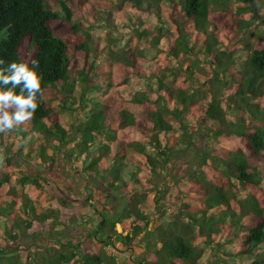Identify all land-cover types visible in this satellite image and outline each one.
<instances>
[{
	"label": "trees",
	"instance_id": "16d2710c",
	"mask_svg": "<svg viewBox=\"0 0 264 264\" xmlns=\"http://www.w3.org/2000/svg\"><path fill=\"white\" fill-rule=\"evenodd\" d=\"M70 1L59 0L54 8L49 0H0V59L5 61V65L0 67L11 62H23L20 52L29 39L32 53L28 63L31 66L33 60L37 61L36 71L43 78L44 95L39 99V107L30 125L17 128L18 132L25 139L28 134L31 136L35 132L55 139L52 145L54 153L63 152L70 161L85 156L83 172H89V175L94 172V178L98 180L102 176L109 189L119 190L126 182L128 176L115 159H125L124 155H128V150L135 155L133 167L136 171L144 173L142 167L146 166L152 176L160 175L172 163L175 153L183 164L195 161V170L189 174L195 185L190 187L192 190L187 188L191 191L187 194L183 189L184 179H172L174 187L181 194L178 203L174 205L166 198L168 191H157V184H154L155 187L151 185L146 193L156 191L153 201L156 213L158 212L152 230H149L151 218L137 211V205L142 199L135 203L132 201L131 209L120 213H103L100 216L102 221L96 229L92 227L89 231L85 230L82 240H72L87 244L81 257L76 252L64 255L62 249L65 245H62L54 255L53 264H70L71 261L73 264H103L99 256L100 246L106 247L112 243L116 226L132 216L145 222L149 230L138 242V246H142L146 252L141 262L199 264L205 254L203 249L209 247L217 249L224 262L236 257L253 260L247 264H264V205L258 197V193L263 191L262 174L250 160L264 157V40L255 42L250 52L246 51L250 55L245 60L236 57V51L242 52L240 42L238 44L239 35L243 36L260 28L264 35V0H120L121 4L131 3L133 8L151 15L154 18L153 24L135 35L137 46H132V43L124 45L125 51L121 55L112 51L102 58L98 49L93 52L88 42H81L75 50L83 55V65L75 69L71 67L73 58L68 41L58 37L53 26L56 21H64L71 25L74 33L91 36L89 31H84L75 22ZM163 15H166V19L162 18ZM177 15L183 16L184 20ZM152 26L153 29L150 28ZM192 30L198 41L201 40L199 34L206 37L202 49L197 53L193 44L196 41L191 39L190 43L189 32ZM221 31L226 32L229 44L232 45L225 42ZM144 37H148L155 47H159L162 40L169 39L168 55L172 60L179 61V70L156 73L151 77L154 83L144 91L129 89L124 94L114 80L111 81L112 65L116 62L125 67L122 87L134 76H140V70L147 66L142 52L137 51L138 43ZM244 44L249 47L252 42L246 41ZM160 50L165 51L162 48ZM199 55L204 57L202 69L199 67L202 62ZM76 62L77 60L75 64ZM196 67L200 75H205L200 77L202 80L198 79ZM203 71L205 74L201 73ZM171 76L176 80L181 79L183 84L190 86L195 82L197 86L191 85L182 90L171 88L165 83ZM75 86L81 87L77 98L74 97ZM58 87L60 88L57 89ZM115 87L120 91L118 94ZM15 91L19 93L20 90L17 88ZM227 91L230 94L225 98L224 93ZM199 92L210 96L204 109L196 107L199 102L196 95ZM89 94L94 97H87ZM69 97L73 107L79 102L77 108L68 106L69 103L65 100ZM54 102L59 104L57 111H60V116L53 112L50 104ZM193 107L199 111L198 116L202 120L196 130L189 127L187 116V111ZM229 110L242 111L240 119L230 120L227 115ZM195 114L197 116L193 112ZM63 115L67 121L73 118L70 124L62 123L60 117ZM247 118L250 125L246 123ZM47 120L51 123L50 126L46 123ZM174 123L183 132L180 141H186L185 149H176L174 144L167 142L177 140L176 135H171L178 131V127L173 126ZM205 123H210V127L206 128ZM161 136L168 144L161 143ZM231 136L246 140L247 145L245 150L232 154L229 160L223 161L213 156L211 147H198L199 143L213 146V142ZM114 143L122 149L124 146V151L114 153ZM46 155L42 151V158ZM128 162H131L129 155ZM178 165L179 163L174 166ZM221 168L226 176L225 188L213 181L215 172ZM135 176L134 173L131 174V178L134 179ZM233 178L248 195L238 203L239 214L231 208L232 198L235 197ZM10 181L9 177L0 180V189ZM20 183L19 186L28 185L30 178L25 177ZM36 183L37 186L41 185L38 180ZM60 192L62 198L57 200L60 206L67 207L68 193L64 189ZM84 197L85 195L82 200ZM70 200L80 202L76 198ZM11 203L10 208L13 207L18 218L26 217V203H21L19 207H15V200ZM28 209L35 210L34 206ZM217 209L220 211L214 213ZM10 213L11 209L2 207L0 221L3 220L1 216H10ZM40 217L42 221L51 218L48 213H42ZM5 225L4 232L10 234L9 225ZM53 227L57 229V225ZM136 227L128 239L130 243L144 230L139 224ZM229 230L235 232L234 239L228 234ZM9 236L15 239L17 233ZM66 244L69 248L68 242ZM232 244H235L234 252L223 249ZM261 249L263 250L260 251ZM0 256V264H17L13 251L0 249ZM219 256L214 257L210 264H220Z\"/></svg>",
	"mask_w": 264,
	"mask_h": 264
},
{
	"label": "rangeland",
	"instance_id": "374dc122",
	"mask_svg": "<svg viewBox=\"0 0 264 264\" xmlns=\"http://www.w3.org/2000/svg\"><path fill=\"white\" fill-rule=\"evenodd\" d=\"M58 1L59 0H49L54 8L57 7ZM69 5L74 10L75 22H77L84 31H89L91 35L90 37H87L84 33H74L71 29V25L69 26L64 21H56L53 23L56 35L69 43L71 57L73 58L71 67H74V69L79 65H83L81 64V62H83V55L81 52L75 50L81 42H88L93 52L95 49H98L100 52L99 56H102V58L107 57L109 52L112 51H117V53L121 55L123 51H125L124 45L132 43V46H137L135 35L146 29L148 25H152L154 19L151 15L148 16L149 14L133 8L131 3L121 4L120 0H71ZM177 17L184 20V17L181 15H177ZM162 18L166 19V15H163ZM150 28L153 29V26ZM261 31L262 28L250 31L251 33H246L243 36L239 35L240 38L238 44L240 42L242 52L236 51V57L245 60L247 56L250 55L247 52L256 44L255 42L264 40V35ZM221 32V36L224 37L225 42H227L228 45H232V43L229 44L226 32ZM189 34L191 35L190 43L192 40L196 41L193 42V44L197 53V51L202 49L206 37L203 34H199L198 36L201 40L198 41V37L196 33L194 34L193 30L190 31ZM246 41L252 42V45L248 47V44H244ZM138 47L137 51L139 50L140 53L142 52L143 57H145L144 59L147 60V66L146 69L140 70V76H134L131 78L133 81L130 79L128 87H122L126 92L129 91V89H134L138 92H141L142 90L144 91L150 84L154 83V80H152L151 77L153 75L155 76L156 73H166L169 71L178 72L179 68L177 64L179 61L175 59L172 60L168 55L170 51L169 39L165 41L162 40L159 47H155L148 37H144L142 38V41L138 43ZM161 48L165 49V51L160 50ZM130 51L131 49L129 52ZM159 51L161 52L159 53ZM31 53L32 49L30 40L27 39L20 52L23 62L28 63L30 61ZM76 60L77 62L75 64ZM199 60L202 61L199 66L202 69L204 65L203 55H199ZM205 67L207 70L209 69L208 65ZM195 69L198 72V79L202 80L200 77H205V75H200L197 67ZM124 72V68H117V74L124 77ZM201 73L205 74L204 71ZM175 75L179 76V73L175 72ZM165 83L171 88L177 90L187 89L191 85L197 86L195 82L190 86L188 84H183L181 83V79L178 78L176 80L172 76L168 78ZM59 88L60 87L57 89ZM80 89V86H75L74 97L80 94ZM117 90L119 89L115 87V91L118 94L120 91L118 92ZM177 94L178 93H176V95ZM229 94L230 93L227 91L226 94L224 93V97L227 98ZM90 96L94 97L90 94L87 95V97ZM119 98H121L120 94ZM209 98V95L204 94V92H199L196 95V99L199 101L196 107L204 109L206 104H208ZM65 101H68V106L71 108H77L79 106V102L75 104V107L70 105L72 102L70 97ZM50 105L54 109L53 112L57 114L59 113L58 115L60 116V111H57L59 107L58 102L51 103ZM193 112H196L197 116L196 114L193 115ZM198 112L199 111L193 107L187 111L188 115L186 114L188 116L189 127L193 130L198 129L202 121L201 117L198 116ZM227 115L230 120L236 121L240 119L242 111L235 112L229 110ZM61 119L63 120V124H70L71 120H73V118H69L67 121L64 115L60 117V120ZM46 123L48 126L51 124L49 123V120H47ZM246 123L247 125H250L249 118H247ZM28 125H30V122ZM204 125L206 128L210 127V123H205ZM173 126L178 127V124L174 123ZM177 130V134H171L176 135L175 137H177V140L175 141L172 139L167 142L174 144L176 149L182 150L186 147L184 145L186 144V141L184 143L180 141V135L183 134V132L180 131L179 127ZM160 140L163 145L168 144L162 136L160 137ZM54 143L55 139H52L49 136L46 137V135L44 136V134H40L39 132H35V134H32L31 136L28 134L26 139L23 138L22 133H19L17 129L8 134H0V180L4 179V177L17 179L13 186L10 183H7L0 189V209L2 207L11 209L10 216H1V219L3 220L0 221V249L13 251L16 256L17 264H53L55 263V259L53 260L54 255L62 245H65L62 249L64 255L76 252V255L78 254L79 257H81L84 254L82 251L87 245L84 243L81 244L80 241L85 236L83 235L85 230L89 231L92 227L96 229V226L102 221L100 216L102 217L104 215L103 213H120L123 210H129L131 209L132 203H135L136 200L139 199L142 200L137 205V211L141 214L148 215V217L151 218L149 221V230H152V226H155L153 223L157 220L158 214V212L156 213L155 202L153 201L157 195L155 190L160 192L164 191L165 193L168 191L169 193L166 198L170 199L172 205H174L178 203L181 194H179V189L174 187L173 182L171 181L172 179H184L183 189L187 191V194L191 193L190 190H192V188L190 187L195 185L189 177V174L193 173L195 170V161L183 164V162L177 158V153H175L172 163H170L166 169L164 168L160 175L152 176L146 166L142 167V169H144L143 171H145L144 173L136 171V168L133 167V163L136 161L135 155L128 150L126 153L129 155L131 162H128V155H124L125 159H115L117 165H121L123 171H125L128 176L126 177V182L119 190L109 189L108 186L104 184V181L101 178L102 176L99 178L100 180H98L94 178V172L92 174L90 173L91 176L89 175V172H83L82 168L85 156H81L79 159L74 158V161H70L67 156L62 154L63 152L60 154L54 153L55 150L52 146ZM114 144V153L117 151L122 153V151H124V146L122 149L117 143ZM246 145V140L231 136L230 138H221L218 142H213V146H210V144L203 145L202 143H199L198 147L206 149H209V147L213 148V150H211L212 155L219 157L224 161L231 159L232 154L236 151L245 150ZM42 151L44 154H47L45 158H42ZM51 156L53 157L52 159ZM250 160L254 162V167L258 169L260 174H262L261 187H263V191L258 193V197L264 205V157L262 159L251 158ZM178 163V166H174ZM101 170H103V165L101 166ZM132 173L136 175L134 179L131 178ZM25 177L30 178V183H28V185L19 186L18 183H20V180ZM37 180L41 183L40 186H37ZM213 181L215 184L225 188L226 176L224 175L223 168L215 172V178ZM154 184H157V187H155ZM15 185H18L19 187L13 189ZM151 185L156 189L154 191L151 190L150 193L147 194L146 192L150 189ZM232 186L235 197L232 198L231 208L233 211H236L235 213L239 214L238 203L239 201H244L248 195L244 189L240 188L238 182L234 178L232 179ZM187 188H190V190L188 191ZM62 189L68 193L67 201L69 205H67V207L60 206L59 201L57 200L59 197L62 198L60 192ZM80 190L82 194H85L84 199L82 200L81 198L80 202L71 201L70 199H74L76 198V195H79ZM203 191L205 190L203 189ZM13 200L16 201L15 207H19L21 203L27 204L26 217L18 218L13 207L10 208V204H12L11 201ZM182 200L183 198L180 202H182ZM127 201L130 202L127 204ZM30 206H34L35 210L32 211V209H28ZM86 208L88 210H86ZM219 211L220 209H217L214 213ZM42 213L50 214L51 218L48 219V221L46 220V225L41 224L42 218L40 216ZM138 220L139 219L135 216H132L130 219L118 224L115 228L116 234L114 235L112 243L106 247L100 246L99 256L103 264L144 263L140 260L143 259L146 252L142 246H138V242H140V238L145 236L146 232L149 230L147 229L148 227L145 225V222ZM51 221L55 222L53 226L57 225L58 229H55L49 224ZM56 222H60V225H63V227L60 228V225ZM5 224H7V226L9 225L8 229L10 231H8L10 234L4 232ZM138 224L141 225L142 228L144 227V230L139 232L138 235L133 238V242L130 243L131 241L128 242V239L131 236L133 229H137V227L135 228V225ZM16 225L18 226L14 229ZM128 225H130V227L128 228V234L126 235L125 227H128ZM227 232L228 234L230 233L229 235L232 239L235 238V232L233 230ZM15 233H17V237L11 239V236L9 235H15ZM73 239L80 240L72 242ZM94 241L96 240L94 239ZM67 242L69 248H67ZM77 242L79 243L76 244ZM234 245L235 244L226 245L223 249L234 252L236 250ZM94 250L96 249L94 248ZM262 250L263 249L260 251ZM203 251L205 254L201 259L202 261L200 260L201 262H198L199 264H210L214 257L217 258L219 256V251H217V249L213 250L206 247ZM1 257L2 256H0V258ZM219 258H221V256H219ZM252 261L253 260L248 258L234 257L229 259L228 262H224L221 258L220 264H247ZM70 264H73V261H71ZM169 264L177 263L169 262Z\"/></svg>",
	"mask_w": 264,
	"mask_h": 264
},
{
	"label": "clouds",
	"instance_id": "9594fccd",
	"mask_svg": "<svg viewBox=\"0 0 264 264\" xmlns=\"http://www.w3.org/2000/svg\"><path fill=\"white\" fill-rule=\"evenodd\" d=\"M5 65L0 59V66ZM38 62H11L0 67V134H8L27 125L43 98V78L36 71ZM19 88V93L15 90Z\"/></svg>",
	"mask_w": 264,
	"mask_h": 264
},
{
	"label": "crops",
	"instance_id": "0c3cea01",
	"mask_svg": "<svg viewBox=\"0 0 264 264\" xmlns=\"http://www.w3.org/2000/svg\"><path fill=\"white\" fill-rule=\"evenodd\" d=\"M117 68H124L125 69V67L122 65V64H120V63H113V65H112V69H111V71H112V79H111V81H113L114 80V83L115 84H117L116 86H118V87H120L119 89L121 90V91H123L125 94L127 93L126 92V90H123L122 89V86H121V84H122V80H123V76H121L120 74H117ZM132 80V79H131ZM130 81V80H129ZM133 81V80H132ZM129 83V82H128ZM127 83V85H123V88H126V86L128 87V84ZM128 96V95H127ZM125 97V96H124ZM126 98V97H125ZM109 160V159H108ZM15 178V177H14ZM17 181V179H13L12 177H11V181H10V184L13 186L14 184L13 183H15ZM85 194H82V192H81V190L79 191V195H76V199H77V201H81V198H83V196H84ZM83 209H85V208H83ZM86 210H88L87 208H86ZM40 216V215H39ZM48 221V220H47ZM47 221H42L41 222V224H44V225H46L47 224ZM58 223H60V222H58ZM49 224L50 225H53V224H55V222L54 221H51V222H49ZM48 226V225H47ZM61 227H63V225H60V228ZM57 229H58V226H57Z\"/></svg>",
	"mask_w": 264,
	"mask_h": 264
},
{
	"label": "built area",
	"instance_id": "2783aa9c",
	"mask_svg": "<svg viewBox=\"0 0 264 264\" xmlns=\"http://www.w3.org/2000/svg\"><path fill=\"white\" fill-rule=\"evenodd\" d=\"M130 227V225H128V227H125V231H126V235L128 234V228Z\"/></svg>",
	"mask_w": 264,
	"mask_h": 264
}]
</instances>
